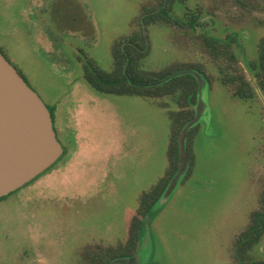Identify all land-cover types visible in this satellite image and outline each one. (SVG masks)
<instances>
[{
	"label": "rangeland",
	"instance_id": "1",
	"mask_svg": "<svg viewBox=\"0 0 264 264\" xmlns=\"http://www.w3.org/2000/svg\"><path fill=\"white\" fill-rule=\"evenodd\" d=\"M160 1L0 0V51L54 108L67 149L35 181L0 199V264H90L88 254L128 240L142 194L170 167L179 94H102L85 80V62L111 71L116 40L139 31L144 7ZM192 13L195 28L148 26L144 70L197 64L211 81L192 168L150 213L142 264H239L237 237L264 190V93L247 68L264 37V0L174 3L179 19ZM207 37L233 40L254 99L234 96L221 81ZM256 252L264 258V239Z\"/></svg>",
	"mask_w": 264,
	"mask_h": 264
},
{
	"label": "trees",
	"instance_id": "2",
	"mask_svg": "<svg viewBox=\"0 0 264 264\" xmlns=\"http://www.w3.org/2000/svg\"><path fill=\"white\" fill-rule=\"evenodd\" d=\"M185 1L161 0L155 7H144L141 15L142 19H140L141 29L116 40L113 51L115 64L111 71L102 69L89 59L85 62V80L91 87L102 94L138 95L149 98L179 94V103L182 108L177 113L172 127L169 151L170 167L165 176L150 191L142 194L138 210L131 221L128 240L115 248H107L97 253L88 254L87 260L90 264H119L117 262L118 259L124 258L129 260L131 257L141 253L145 236H148L145 227L150 213L162 203L173 178L179 170L181 162L180 134L187 122L194 118L196 112L195 105L198 102L199 82L192 71L202 74L208 82L211 81V78L207 74V71L197 64L187 66L184 69H171L167 71L168 73H165V71L144 70L141 67V62L149 49V25L166 22L176 27L191 29L200 24L197 14H189L184 20L172 14L175 2L185 3ZM206 44L218 67L221 81L225 85L232 87L234 96L244 100L254 99L257 93L238 63V55L233 45V40L207 37ZM258 51L257 59L248 61L247 68L254 74L258 86L264 93V37L259 42ZM185 70L191 72L174 75L161 84H151L149 86L139 84L162 81L176 72ZM49 109L55 125V110L54 108ZM196 126L197 124L190 128L186 140V151L190 160L187 172L192 168L194 161V130ZM66 152L67 149H65V153L59 160L64 158ZM41 175L25 186H28ZM5 197L0 199H4ZM263 239L264 190L260 206L251 214L249 226L237 237L236 258L239 264H264V258H261L256 252L258 245Z\"/></svg>",
	"mask_w": 264,
	"mask_h": 264
},
{
	"label": "water",
	"instance_id": "3",
	"mask_svg": "<svg viewBox=\"0 0 264 264\" xmlns=\"http://www.w3.org/2000/svg\"><path fill=\"white\" fill-rule=\"evenodd\" d=\"M166 79L153 83H139L142 86L161 84ZM199 82L196 114L187 122L180 134V167L165 196L176 187L189 167L186 140L191 127L198 124L206 112L202 99L208 86L204 76L192 71ZM53 116L41 96L26 81L19 70L0 51V198L15 192L51 167L63 154ZM145 252L127 259H118L119 264H142Z\"/></svg>",
	"mask_w": 264,
	"mask_h": 264
},
{
	"label": "flooded vegetation",
	"instance_id": "4",
	"mask_svg": "<svg viewBox=\"0 0 264 264\" xmlns=\"http://www.w3.org/2000/svg\"><path fill=\"white\" fill-rule=\"evenodd\" d=\"M48 108H50V107L48 106ZM49 110H50V109H49ZM54 128H55V131H56V134H57V137H58L59 141H60V142L62 143V145H63V148H64V152H63V154H64V153H65V149H66V147H65V144H64V142H63V138L59 135V132H58L57 127H56V124L54 125ZM63 154H62V155H63ZM62 155H61V156H62ZM61 156H60V158H61ZM60 158H59V159H60ZM59 159H58V160H59ZM58 160H57V161H58ZM57 161H56V162H57ZM56 162H55V163H56ZM55 163H54V164H55ZM40 175H41V174H40ZM147 238H148V236L145 237V239H144V243H145V241L147 240ZM147 244H148V243H147ZM145 247H146V244H144V245L142 246V248H145ZM142 248H141V249H142ZM136 256L139 257V256H140V253H139L138 255H136Z\"/></svg>",
	"mask_w": 264,
	"mask_h": 264
}]
</instances>
